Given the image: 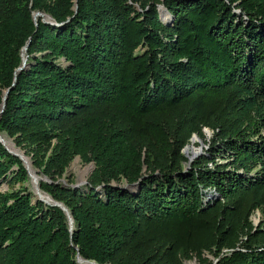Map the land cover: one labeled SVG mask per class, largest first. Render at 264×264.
<instances>
[{
    "label": "trees",
    "instance_id": "1",
    "mask_svg": "<svg viewBox=\"0 0 264 264\" xmlns=\"http://www.w3.org/2000/svg\"><path fill=\"white\" fill-rule=\"evenodd\" d=\"M7 88L0 131L45 154L72 223L0 141V264H264V0H0V108ZM172 114L226 162L167 158ZM76 155L85 190L55 181Z\"/></svg>",
    "mask_w": 264,
    "mask_h": 264
},
{
    "label": "rangeland",
    "instance_id": "2",
    "mask_svg": "<svg viewBox=\"0 0 264 264\" xmlns=\"http://www.w3.org/2000/svg\"><path fill=\"white\" fill-rule=\"evenodd\" d=\"M158 9L160 11V17L164 22H167L163 15V9L166 11L165 8H163L162 4H158ZM37 11L33 12V15L38 17L40 14H36ZM40 12V11H39ZM235 12L239 13V9L236 8ZM166 13V16L167 17ZM41 15L44 17H48L47 13L41 12ZM169 15V14H168ZM41 16V17H42ZM170 18V15H169ZM51 20V18H50ZM27 57V55H26ZM161 124L164 128H169L168 136L170 138V142L172 144L175 143L174 137L176 139H183L182 143L178 145V143H175L173 146V149H169L167 152V158L172 159L173 156H178L177 153L173 150H178L182 153V156H179L180 164L182 168L188 169L191 167L192 163L201 158L202 156H205L208 161L206 160L205 163L209 167H214L216 164L225 163L226 159L217 153L215 148H211L212 142L214 139H216V136L213 135V130L211 128L203 129V135L192 133L189 137H185V134L181 130V124L180 119L178 116L172 114L168 115L167 117L162 118ZM263 132V131H262ZM264 133V132H263ZM0 140L2 141L3 145L6 147L7 150L14 151L10 147L18 149L23 157L22 162L27 168L28 172V179L25 181L24 185L27 187L28 191L32 194V200L35 201L37 199L42 200L45 204H52L51 202H46L42 198H40L36 193V187L39 191L43 192L45 195H48L44 191H42L39 187V182L41 180H50L48 176L43 174L41 171L43 168L44 160H45V154L41 151L36 150L33 146L22 144L19 142L15 136L9 135L5 131H0ZM173 151V154L171 153ZM16 152V151H15ZM17 153V152H16ZM18 154V153H17ZM211 156H214V161L210 159ZM182 157V158H181ZM28 160V161H27ZM94 168V163L92 161H84L81 159L79 155L74 156L68 166L65 168V170L61 173L56 175L55 181L60 182L63 185H68L72 187H81L82 189H86V182L87 178L90 175ZM146 165H144V172L146 171ZM30 171L33 173V176L35 177V183L31 181V175ZM87 172V173H86ZM113 184L120 185V186H127L126 182L122 179L120 182H113ZM13 186V188H18L19 184H7L6 181H2L0 184V190L8 189V187ZM210 190L207 188V191ZM51 197L50 195H48ZM52 198V197H51ZM54 201V199L52 198ZM252 223L254 227H257L261 225L262 228H264V211L261 212L260 210L256 209L252 214L251 218ZM228 249L226 247H223L221 249V253H225ZM80 255L76 254L75 260L79 264H83L81 262ZM218 257L215 256L212 249L211 250H204L201 254V256H197L194 253L188 257L183 258L182 262L183 264H212L215 261H217ZM87 260V259H86ZM91 262H95L93 260H89Z\"/></svg>",
    "mask_w": 264,
    "mask_h": 264
},
{
    "label": "water",
    "instance_id": "3",
    "mask_svg": "<svg viewBox=\"0 0 264 264\" xmlns=\"http://www.w3.org/2000/svg\"><path fill=\"white\" fill-rule=\"evenodd\" d=\"M75 7H76V5H75ZM36 14H41V12H39V11H37L36 12ZM34 16V15H33ZM48 16L51 18V16L48 14ZM34 19H36V16H34ZM42 19L45 21V22H51V20L50 19H46L45 17H42ZM26 50V46H23V48H22V50ZM26 58L27 57H25V58H23V54H22V64L17 68V70H19V69H21L24 65H25V60H26ZM8 90H9V88H7L6 90H4V96H3V101H2V103H1V108H0V113H1V111L3 110V108H4V104H5V98H6V96H7V93H8ZM1 141V140H0ZM2 142V141H1ZM8 151H10V150H8ZM12 154H14V155H16V156H18L20 159H22V157L19 155V154H17V153H14V152H12V151H10ZM26 167V166H25ZM52 204H56V205H58V206H60L65 212H66V214L68 215V217H69V220H70V223H72V218H71V216H70V213H69V211H68V209L64 206V204L62 203V202H58V201H53V203ZM96 263V262H95Z\"/></svg>",
    "mask_w": 264,
    "mask_h": 264
},
{
    "label": "bare ground",
    "instance_id": "4",
    "mask_svg": "<svg viewBox=\"0 0 264 264\" xmlns=\"http://www.w3.org/2000/svg\"><path fill=\"white\" fill-rule=\"evenodd\" d=\"M38 16H42L41 14L40 15H38ZM43 17V16H42ZM46 19H50V17L48 16V17H46V16H44ZM24 50V49H23ZM26 57V51L24 52V58ZM26 60H27V58H26ZM26 60H25V63H26ZM12 150H14V151H12V152H14V153H18V154H20L22 157H23V155H22V153L18 150V149H16V148H13V147H10ZM16 151V152H15ZM24 158V157H23ZM27 159V158H26ZM25 158H24V160H26ZM28 161V160H27ZM87 173V172H86ZM30 175H31V181L32 182H34L35 183V177L33 176V173L30 171ZM36 193H37V195L40 197V198H42L43 200H45L46 202H53V200H52V198L51 197H49L48 195H45L43 192H41V191H39L38 190V188L36 187ZM81 256H79V258H80ZM81 262L83 263V264H97V263H95V262H91V261H88V260H85L84 258H82L81 257Z\"/></svg>",
    "mask_w": 264,
    "mask_h": 264
}]
</instances>
